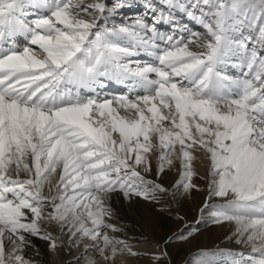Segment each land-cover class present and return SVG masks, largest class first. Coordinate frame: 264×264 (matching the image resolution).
Returning a JSON list of instances; mask_svg holds the SVG:
<instances>
[{"label": "snow or ice", "instance_id": "snow-or-ice-1", "mask_svg": "<svg viewBox=\"0 0 264 264\" xmlns=\"http://www.w3.org/2000/svg\"><path fill=\"white\" fill-rule=\"evenodd\" d=\"M130 7L0 0V264H36L23 254L33 238L69 256L89 241L67 264L140 255L163 264L166 250L140 253L114 235L108 201L159 203L169 189L148 174L153 158L157 176L172 167L177 145L173 199L199 190L193 161L203 152L201 220L235 225L230 239L250 251L232 264H264V0H143L142 14L117 22ZM113 82L127 91L101 95ZM212 255L194 264H216Z\"/></svg>", "mask_w": 264, "mask_h": 264}, {"label": "bare ground", "instance_id": "bare-ground-1", "mask_svg": "<svg viewBox=\"0 0 264 264\" xmlns=\"http://www.w3.org/2000/svg\"><path fill=\"white\" fill-rule=\"evenodd\" d=\"M133 7L121 9L116 16L117 22L123 19H131L132 17L142 14L143 0H132ZM129 9L124 15L125 10ZM179 15V14H178ZM121 17V18H119ZM181 22L187 24L189 28L197 31L203 29L189 20L181 16ZM163 30H170L167 25L161 26ZM19 41H25L23 37L18 38ZM23 43V42H22ZM141 60L148 59L146 56L139 57ZM231 74L236 75V70H231ZM105 88L126 89L125 86L116 83H109ZM127 90V89H126ZM177 151L172 154L173 166L166 167L164 173L160 176L156 175V160L153 158L154 171L148 174V178L156 183H161L165 188L169 189V194L164 195L159 203H152L140 197L127 199L122 193L113 194L108 203L113 210L112 223L119 229L114 233L118 238L126 240L134 251L140 253L152 251H167V258L163 264H194L201 252L212 253V259L216 264H232L234 254L244 252L247 254L250 249L243 244L236 243L235 239H230L235 229L234 224H212L205 223L201 220V209L204 207L205 200L208 197V159L200 157L195 153L197 159L193 161V167L197 173L193 177V183L198 186L199 190H193L187 194L177 193L175 199L171 196V190L179 179L181 165L179 156V145L176 146ZM204 160V162H202ZM182 191V190H181ZM216 198L210 203H219ZM207 216V212L204 213ZM191 217H197L192 221ZM189 225L194 226L193 235L187 240L173 239L165 244L168 237L174 233L184 231L185 234L191 229ZM47 231L58 234V230L54 225L44 224ZM49 230H48V229ZM113 234V233H110ZM32 244L34 248L23 253L27 257H32L36 264H50L47 259L48 242L39 238H33ZM83 244L74 251L72 260L76 255L83 252ZM159 245V247H157ZM61 264H67L68 258L63 250L56 254ZM127 264H155L150 256H126ZM83 264V262H82Z\"/></svg>", "mask_w": 264, "mask_h": 264}, {"label": "rangeland", "instance_id": "rangeland-1", "mask_svg": "<svg viewBox=\"0 0 264 264\" xmlns=\"http://www.w3.org/2000/svg\"><path fill=\"white\" fill-rule=\"evenodd\" d=\"M110 3H111V0H110ZM129 11V9H127V10H125L121 15H124L126 12H128ZM119 18H121V17H119ZM117 94H121L120 92H117ZM101 95H104V93L103 94H101ZM123 114V113H122ZM197 154L200 156V157H202V158H205L206 157V155L203 153V152H197ZM202 162H204V160H202ZM191 219H192V221H190V222H194V221H196L197 220V217L195 218V217H191ZM188 227H191V229L189 230V231H192L193 229H194V226H191V225H189ZM48 229V228H47ZM49 230V229H48ZM188 231V232H189ZM82 243H89V241H83ZM10 250V249H9ZM65 254H66V252H65ZM81 254V253H80ZM72 255H74V251L72 252ZM72 255L71 256H69V255H67L66 254V257L68 258V261H71L72 260ZM88 255L89 256H92V255H95V253H88ZM78 255H76L75 257H77ZM47 259H49V263L50 264H61L60 263V261L58 260V258H57V256H56V254H52L49 250H48V252H47ZM122 259H124V260H126V258L125 257H122ZM74 260V259H73ZM67 261V262H68ZM81 264H82V261H81Z\"/></svg>", "mask_w": 264, "mask_h": 264}]
</instances>
